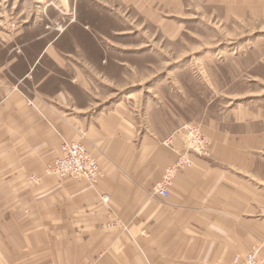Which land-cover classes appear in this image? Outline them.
<instances>
[{
  "label": "rangeland",
  "instance_id": "obj_1",
  "mask_svg": "<svg viewBox=\"0 0 264 264\" xmlns=\"http://www.w3.org/2000/svg\"><path fill=\"white\" fill-rule=\"evenodd\" d=\"M51 44L62 66L46 55L39 68L47 73L56 67L66 83L76 70L82 72L91 89L88 100L92 106L97 102L99 113L124 105L143 132L161 141L184 125L176 132L182 149L190 138L184 128L197 127L209 149L190 155L205 160L213 158V144L203 130L215 125L236 134V179L264 197V0H0V85L6 87L0 101L10 94L16 98L17 92L22 100L30 98L31 84L16 90L14 75L27 72L30 65L23 61ZM50 166L26 177L0 172V264L57 263V236H43V248L41 235L33 236L37 248L27 250L32 235L15 233L35 231L38 221L21 218L24 210L14 213L8 202L55 197L63 180L49 173ZM118 225L107 223L112 229ZM136 238L128 237L134 255ZM259 250L252 252L260 255Z\"/></svg>",
  "mask_w": 264,
  "mask_h": 264
},
{
  "label": "crops",
  "instance_id": "obj_2",
  "mask_svg": "<svg viewBox=\"0 0 264 264\" xmlns=\"http://www.w3.org/2000/svg\"><path fill=\"white\" fill-rule=\"evenodd\" d=\"M46 55L61 68L56 47L47 46L36 58L23 61L30 65L27 72L14 75L16 90L31 84L30 98L22 100L16 91V98L10 94L0 101V172L26 177L43 171L68 141L87 147L103 177L95 185L60 181L55 197H10L14 213L23 209L21 218L38 221L35 231L15 233L32 235L26 249L37 248V235L41 245L55 235L56 264H232L236 255L256 247L264 257V197L236 179V134L220 132L215 125L203 130L212 140L213 158L191 155L193 165L175 178L170 197L151 195L166 168L177 161L183 143L176 132L184 125L161 141L143 132L124 105L97 112V102L92 106L88 100L85 75L76 70L73 81L66 83L56 67L48 66L44 73L39 66ZM33 202L36 207H26ZM110 220L119 225L108 228ZM132 236L138 237L137 255L130 252Z\"/></svg>",
  "mask_w": 264,
  "mask_h": 264
},
{
  "label": "built area",
  "instance_id": "obj_3",
  "mask_svg": "<svg viewBox=\"0 0 264 264\" xmlns=\"http://www.w3.org/2000/svg\"><path fill=\"white\" fill-rule=\"evenodd\" d=\"M186 138L185 148L178 151L175 165L165 171L161 182L155 187L154 193L163 198L170 197V189L175 178L187 167L193 165L191 151L198 155H206L209 149V141L199 128L186 126L184 128ZM49 173L60 180H76L95 185L102 177V171L98 162L90 155L83 144L64 142L60 146V154L56 161L49 167ZM232 264H264V257L258 252L247 255H236Z\"/></svg>",
  "mask_w": 264,
  "mask_h": 264
}]
</instances>
